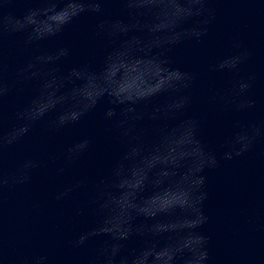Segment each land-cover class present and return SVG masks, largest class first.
I'll return each mask as SVG.
<instances>
[{"label": "clouds", "instance_id": "1", "mask_svg": "<svg viewBox=\"0 0 264 264\" xmlns=\"http://www.w3.org/2000/svg\"><path fill=\"white\" fill-rule=\"evenodd\" d=\"M208 2V0H191V7L193 9L192 11V20H193V28H192V37H196L199 38L201 35L204 34V32H206V29H199L198 25L200 23V21L197 19L199 16H201L205 11H207L203 6L204 4H206ZM106 3V0H86V6L89 10L93 11V12H102L103 11V7L102 5H104ZM194 6H199V7H194ZM71 20L68 19L66 21V23H70ZM62 54L63 55H68L69 54V50L67 48L62 50ZM29 67H31V65H29ZM232 67H235V63H233ZM17 75L23 79H27L28 77L26 76V69H20L17 73ZM181 79L185 80V87L189 88L191 86L192 81L194 80V76L187 72V73H181L180 74ZM249 87V85H245V88L247 89ZM10 91L9 87L7 85L4 84L2 78H0V101L3 100V97L5 95H7V93ZM190 102V98L189 97H185L183 104L181 105V107L187 106L188 103ZM254 106V102L249 104V107ZM239 110V109H238ZM18 116L20 115L19 113L17 114ZM106 118H110L113 113L112 112H108L105 114ZM77 119H79V117H77ZM56 130H59L60 128H62L65 124V121L58 119L57 121L54 122ZM260 135V129L252 126V135L251 137H249L247 134H245L243 136V147L240 149V151L236 152V155H240L242 151L247 150V148L251 145L252 140L256 137ZM17 137L12 136L11 135V139L7 140V143H12L13 140H15ZM88 141H84L83 145L86 148L88 146ZM235 143H241L240 141H236ZM234 144V143H233ZM2 146V145H0ZM231 152H226L224 153V158L225 159H231ZM217 164V160L216 157L214 155H210V165L211 166H215ZM84 237H80L76 243L77 245L79 244H83L84 243ZM207 258V254L206 253H202L201 255V259H206ZM93 264H96V261H93Z\"/></svg>", "mask_w": 264, "mask_h": 264}]
</instances>
